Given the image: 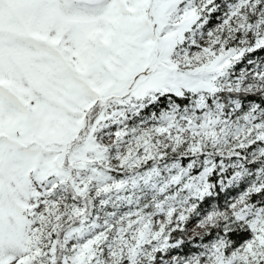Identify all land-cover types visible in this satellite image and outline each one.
<instances>
[{
	"label": "snow or ice",
	"instance_id": "6c2138e0",
	"mask_svg": "<svg viewBox=\"0 0 264 264\" xmlns=\"http://www.w3.org/2000/svg\"><path fill=\"white\" fill-rule=\"evenodd\" d=\"M0 264H264V0H0Z\"/></svg>",
	"mask_w": 264,
	"mask_h": 264
}]
</instances>
